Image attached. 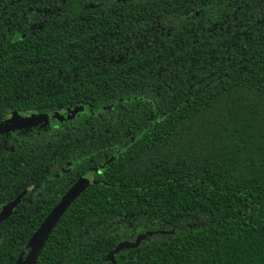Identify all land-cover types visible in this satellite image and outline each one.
Wrapping results in <instances>:
<instances>
[{
    "label": "trees",
    "instance_id": "trees-1",
    "mask_svg": "<svg viewBox=\"0 0 264 264\" xmlns=\"http://www.w3.org/2000/svg\"><path fill=\"white\" fill-rule=\"evenodd\" d=\"M0 123V264H264V0H0Z\"/></svg>",
    "mask_w": 264,
    "mask_h": 264
},
{
    "label": "water",
    "instance_id": "water-1",
    "mask_svg": "<svg viewBox=\"0 0 264 264\" xmlns=\"http://www.w3.org/2000/svg\"><path fill=\"white\" fill-rule=\"evenodd\" d=\"M29 118H32V117L23 118V120H20V121H25ZM2 126H6V123H0V128ZM7 126L9 127V125H7ZM83 184H85L84 179H79L78 181L73 183L71 185V187L64 193V195L60 198V200L55 205L53 210L47 216L43 227L40 229L38 234L35 236V240H37L39 242L43 241L44 236L51 230V228L56 223V221L59 219V217L65 212V210L68 208V206L74 201V199L77 195L78 189ZM23 194H24V192L18 194L10 202H8V203H6L0 207V223L10 216L14 207L19 203ZM154 232L155 231L148 230L144 233L138 234L135 237V239L132 241L131 240L120 241L119 243H117L115 245V247L111 251L108 252V254L106 255V259L110 260L112 262V264H116L115 259H114V254L116 252L120 251L123 248L136 247L144 237H146L147 235H152ZM161 232L163 233V232H167V231L161 230ZM168 232H172V230H170ZM35 253H36V251H35ZM35 253L31 256V258L29 257L28 262H26L25 264H30V260H32ZM20 263H21V261L19 260V264Z\"/></svg>",
    "mask_w": 264,
    "mask_h": 264
},
{
    "label": "rangeland",
    "instance_id": "rangeland-1",
    "mask_svg": "<svg viewBox=\"0 0 264 264\" xmlns=\"http://www.w3.org/2000/svg\"><path fill=\"white\" fill-rule=\"evenodd\" d=\"M20 114H14L13 116H11L9 119H7V121L13 120L15 117H19ZM49 117H52V115H49ZM87 179V178H85ZM84 179V180H85Z\"/></svg>",
    "mask_w": 264,
    "mask_h": 264
}]
</instances>
